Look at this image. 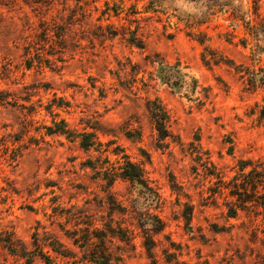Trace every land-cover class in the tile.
Masks as SVG:
<instances>
[{"label": "rangeland", "instance_id": "374dc122", "mask_svg": "<svg viewBox=\"0 0 264 264\" xmlns=\"http://www.w3.org/2000/svg\"><path fill=\"white\" fill-rule=\"evenodd\" d=\"M263 112L264 0H0V264H263Z\"/></svg>", "mask_w": 264, "mask_h": 264}, {"label": "trees", "instance_id": "16d2710c", "mask_svg": "<svg viewBox=\"0 0 264 264\" xmlns=\"http://www.w3.org/2000/svg\"><path fill=\"white\" fill-rule=\"evenodd\" d=\"M148 107L149 112L151 114L152 119L155 121L156 129L159 132L161 138L165 139L170 135L167 122H168V113L165 107L157 102L156 100L150 101ZM264 116V112H263ZM82 147L89 148L92 144L88 141L83 140L81 142ZM249 162V163H248ZM252 164L251 161H242L241 170L243 171L246 168V164ZM122 171L120 175L124 178H128L133 181H139L141 183L145 182L143 169L140 165L133 162L130 159L125 160V164L121 167ZM244 174V173H242ZM242 180L238 182V179L233 182L230 186V195L234 196L236 199L235 201H231L232 205L228 204V214L230 217H236L240 209L249 208L251 205H256L264 208V183L260 184V190L258 189L259 186L254 185L252 188L254 191L249 193V186L250 183L246 180V175H242ZM262 186V187H261ZM262 188V189H261ZM249 194L250 197H247ZM148 242H145V247L147 250L148 258H150V264H159L157 259L155 258L153 252V239L148 237ZM44 256V253H40ZM94 264H112L110 260H108V256L106 254L103 255H93L91 259ZM174 264H179L175 262ZM264 264V263H263Z\"/></svg>", "mask_w": 264, "mask_h": 264}]
</instances>
